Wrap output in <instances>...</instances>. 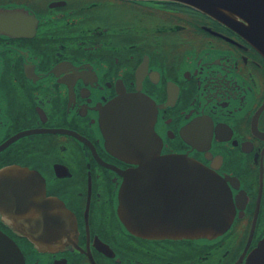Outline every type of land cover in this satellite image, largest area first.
Returning <instances> with one entry per match:
<instances>
[{
    "label": "flooded vegetation",
    "instance_id": "obj_1",
    "mask_svg": "<svg viewBox=\"0 0 264 264\" xmlns=\"http://www.w3.org/2000/svg\"><path fill=\"white\" fill-rule=\"evenodd\" d=\"M260 4L0 0V264H264Z\"/></svg>",
    "mask_w": 264,
    "mask_h": 264
},
{
    "label": "water",
    "instance_id": "obj_2",
    "mask_svg": "<svg viewBox=\"0 0 264 264\" xmlns=\"http://www.w3.org/2000/svg\"><path fill=\"white\" fill-rule=\"evenodd\" d=\"M260 1V25L259 28L260 33H264V0ZM253 29V28H252ZM261 44L264 47V37H261ZM110 114V113H109ZM108 114V115H109ZM107 124L104 126L105 137L107 139V145L112 152V146L116 150L117 153L127 154L133 151L136 152H161L162 145L159 144L157 141H142L141 139H134L129 141L125 135V132H128L129 127L126 124H119V122L115 123L112 127V114L106 116L105 118ZM198 168H200L198 166ZM28 169L25 167H6L3 169L1 175L6 174H14L16 177H22L24 175H28ZM215 193H219L221 196V192L219 189H214ZM215 200V199H214ZM221 197L218 201H214L213 204V233H221L224 232L234 220V208L232 206L228 207L227 210L221 204Z\"/></svg>",
    "mask_w": 264,
    "mask_h": 264
}]
</instances>
